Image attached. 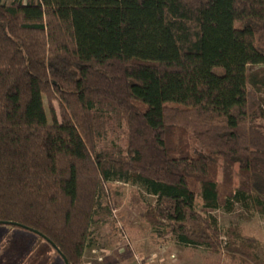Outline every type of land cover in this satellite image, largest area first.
Listing matches in <instances>:
<instances>
[{
    "label": "trees",
    "instance_id": "1",
    "mask_svg": "<svg viewBox=\"0 0 264 264\" xmlns=\"http://www.w3.org/2000/svg\"><path fill=\"white\" fill-rule=\"evenodd\" d=\"M115 182L156 235L264 264L214 215L264 214V0L0 1V225L85 264Z\"/></svg>",
    "mask_w": 264,
    "mask_h": 264
},
{
    "label": "rangeland",
    "instance_id": "2",
    "mask_svg": "<svg viewBox=\"0 0 264 264\" xmlns=\"http://www.w3.org/2000/svg\"><path fill=\"white\" fill-rule=\"evenodd\" d=\"M113 215L97 217L94 235L85 254V264H241L223 253L184 246L172 235L152 232L145 218L150 202H156L137 186L111 183ZM223 226L241 224L245 232L260 240L264 258V214L251 213L241 205L231 213L214 212ZM0 264H65L62 256L34 232L0 225Z\"/></svg>",
    "mask_w": 264,
    "mask_h": 264
},
{
    "label": "crops",
    "instance_id": "3",
    "mask_svg": "<svg viewBox=\"0 0 264 264\" xmlns=\"http://www.w3.org/2000/svg\"><path fill=\"white\" fill-rule=\"evenodd\" d=\"M1 2H7V3H11L13 2L14 0H0ZM24 2L26 3L27 0H24ZM22 9H25V7H23Z\"/></svg>",
    "mask_w": 264,
    "mask_h": 264
},
{
    "label": "water",
    "instance_id": "4",
    "mask_svg": "<svg viewBox=\"0 0 264 264\" xmlns=\"http://www.w3.org/2000/svg\"><path fill=\"white\" fill-rule=\"evenodd\" d=\"M0 223H3V222H2V221H0ZM53 245H54V247H56V245H55V244H53ZM65 261H66V264H69V263H68V260H66V259H65Z\"/></svg>",
    "mask_w": 264,
    "mask_h": 264
}]
</instances>
